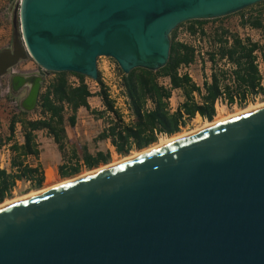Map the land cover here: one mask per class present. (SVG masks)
I'll return each instance as SVG.
<instances>
[{
  "label": "water",
  "instance_id": "95a60500",
  "mask_svg": "<svg viewBox=\"0 0 264 264\" xmlns=\"http://www.w3.org/2000/svg\"><path fill=\"white\" fill-rule=\"evenodd\" d=\"M262 1L20 0L0 77L27 57L93 80L101 56L155 71L179 24ZM40 80L11 77L23 111ZM0 264H264V107L1 208Z\"/></svg>",
  "mask_w": 264,
  "mask_h": 264
},
{
  "label": "trees",
  "instance_id": "16d2710c",
  "mask_svg": "<svg viewBox=\"0 0 264 264\" xmlns=\"http://www.w3.org/2000/svg\"><path fill=\"white\" fill-rule=\"evenodd\" d=\"M264 5V1L257 5ZM264 8L249 14L241 21V25H248L262 31L263 42L261 45L251 42L249 39L241 40L236 33L227 28L218 27L211 35L212 49L208 52L209 60L214 63L215 57L226 56L236 65L233 71L234 86H228L225 81L224 71H216L211 74V81L203 82L202 89L197 86L187 75L178 76L177 69L181 64L192 62L194 57L193 49L189 46L174 41L175 31L170 34V49L166 64L155 71L144 68H134L128 74H124L120 68L122 78L121 85L127 97V106L131 120L124 122L121 113L114 108V102L109 98L107 88L100 81L98 74L100 97L105 110L112 115L107 127L96 136L95 141L108 139L114 147V151L121 157L128 156L131 151H140L158 143L161 136L170 137L179 133L186 122L196 115L207 121H211L215 114V102L222 93L228 102L233 103L234 96L240 100L239 107H243L246 95H260L264 99V86L262 77L254 65V51H264V25L262 14ZM236 13H240L236 12ZM234 13V14H236ZM232 15V14H231ZM225 16V17H229ZM243 16V15H242ZM224 18V17H222ZM218 20V18L213 19ZM206 20H190L192 24L199 26ZM231 38V44H227V38ZM217 45V46H216ZM55 79L49 88L38 97L37 106L40 109L42 118L25 119L27 112L19 109L17 114L11 115L8 124L9 133H14L16 124H20L21 140L10 145L11 168L9 171L0 170V203L11 198L12 188L16 181L31 183V188L40 189L44 182V173L38 166L24 164L26 157L37 158L39 151L34 143L33 132L46 130L52 138L60 153H64L65 145L68 143L65 125L73 127L76 122V113L80 107L88 108V98L91 96L84 78L86 76L70 72H54ZM78 78L79 84L71 86L68 83V75ZM159 77L169 78L170 88H165L158 83ZM179 89L183 100L177 105L174 111L168 109V102L172 90ZM196 95L199 100L195 98ZM150 108H146L147 103ZM66 110L70 113L66 116ZM8 140H12L8 137ZM1 142V140H0ZM75 164L73 166L61 165L58 172L61 177H72L79 174L80 159L87 169L97 168L110 162L108 151H97L91 154L86 148H81V155L78 157L71 153Z\"/></svg>",
  "mask_w": 264,
  "mask_h": 264
},
{
  "label": "built area",
  "instance_id": "2783aa9c",
  "mask_svg": "<svg viewBox=\"0 0 264 264\" xmlns=\"http://www.w3.org/2000/svg\"><path fill=\"white\" fill-rule=\"evenodd\" d=\"M19 2L20 0L18 1V4ZM247 16L248 15L241 16L239 19V22L246 19ZM213 21L214 23H212ZM215 21L217 20L207 19L206 21L202 23L201 26H199L198 24H192L193 31H191L190 29L191 25L185 22L179 24L174 29L175 31L174 41L179 44L189 46L190 48L193 49V52H194V57H193L192 62L188 64H181L179 68L177 69V75L182 76V75L187 74L190 78H192L193 69L197 68L198 70H201L203 72V82L209 83L211 81V74L213 72L222 70L226 74V77H225L226 79L223 83H226L228 86L231 87V86H234V82H235L233 71L236 69V65L232 61H230L226 56L222 58L216 56L214 63H212L208 58V52L211 51L213 47L211 43V35L215 29H217L218 27H222V26L217 25ZM262 23L264 25V12L262 14ZM210 29L212 30V32L209 31ZM236 34L241 40L249 39L251 42H255L259 45H261L263 42L262 31L259 29H254L248 25L243 26L242 29ZM227 44L228 45L231 44V38L229 37L227 38ZM263 52L264 51L257 49L253 53L255 56L254 65L257 67L258 72L260 74L262 70H264ZM96 63H97L98 74L100 75V81L107 88V93H108L109 98L113 102H116L118 100L124 101L128 109L127 97L121 85L122 74L116 62L110 57L101 56L97 58ZM15 67L16 66L9 68L7 71V74L0 77V85H1V79L7 78V84L5 88L6 94L9 92V82H10L11 77L19 73V71H17ZM24 71L25 72L33 71L34 74L41 76L39 95L41 93H44L54 81V72L47 71L41 68L40 66H38L37 69H34V70L24 69ZM105 73H108L109 76L107 77ZM106 79L111 80L110 82H112L113 84L111 86L110 84H107ZM68 83L71 86H76L79 84V80L76 76L72 75V78L68 79ZM84 83L86 84L91 96L99 92V82L97 80H93L91 78L85 77ZM158 83L164 86L165 88H170L169 78L167 77H159ZM200 88L202 89V85ZM174 90H179V89H174ZM194 96L197 100H199L196 95ZM249 98H254V96L250 94L246 95L243 104H245ZM239 103H240L239 98L234 96L233 103L230 104L226 96L224 95V93H222L221 96L216 100L215 107L218 104L222 106H227V105H239ZM11 104H12V115L17 114L19 112L18 103L15 100H13ZM146 108H150L149 102L147 103ZM175 108L176 107L173 106V104L171 103V100L169 99V102H168L169 111L172 112L175 110ZM34 111H35V115L31 117L27 115L26 119L34 120V119H39L43 117L37 105ZM16 130L20 132L19 123L16 124ZM20 135H21V132H20ZM13 142L15 141L1 140L0 142V170L9 171L11 168L10 145ZM78 164H80V162Z\"/></svg>",
  "mask_w": 264,
  "mask_h": 264
},
{
  "label": "rangeland",
  "instance_id": "374dc122",
  "mask_svg": "<svg viewBox=\"0 0 264 264\" xmlns=\"http://www.w3.org/2000/svg\"><path fill=\"white\" fill-rule=\"evenodd\" d=\"M18 1L19 0H0V50L11 47V40H12V35H13L12 17H13V13H14L15 8L18 6ZM262 8H264V5L255 4V5L250 6L244 10H241V14H239V13L232 14L229 17H224V19L222 18L223 20H219L221 18H218V20L215 22L217 25L222 26L224 28H227L232 33H238L243 27L241 25V22H239L240 17L242 15H249V14L256 12ZM212 23H214V21ZM209 31L212 32L211 29ZM16 35L18 36L19 40H21V38H20V26H19L18 21L16 22ZM101 60H103V59H101ZM37 67H38V65L30 57H27L25 60L20 61L16 65L15 68L17 71H19L18 74L24 75V74H28V72H29V71L25 72L24 69L33 70V69H37ZM105 75L107 77L109 76L108 73H105ZM261 77H262V85L264 86V70H262V72H261ZM106 80H107V84H110V86L113 84L112 82H110L111 80H109V79H106ZM6 84H7V78L1 79V85H0V140L7 141L6 139H8V137H10L12 139V141H22L20 132L18 130H16V128H15L14 133H12V135L9 133L8 124H9V119L12 115V104H11V102L13 100H15L19 105V109H21L20 101L24 97L25 94L24 93L13 94L11 91V88H10V82H9V92L6 94L5 93ZM95 101L96 100H94V99H90L91 104H95ZM263 101H264V99L261 98L260 95H257V96H254V98H249L248 101L243 105L242 108L246 107L249 104H254V103L263 102ZM171 103L173 104L174 107H176V105L178 103V99L176 96H174L171 99ZM217 107L218 108L221 107L224 110V114H229V113H232L238 109H242L238 105L222 106V105L218 104L215 107L216 113H217ZM35 108H34V110H35ZM34 110H32L33 112H31V111L27 112L26 117H27V115H29L30 117L35 115ZM83 116H85V115L83 114ZM26 117H25V119H26ZM206 121L207 120H204L199 115H196L193 119L186 122L185 127H183L180 132L194 129V128L202 125ZM99 130H100V128L98 125H92V127L90 128V131L85 136H82L81 139L77 141V144L80 147L81 146L86 147L91 154H94L97 150H102L104 152L108 151L110 153V156H111L110 161L113 159H116V158H121V156L116 154V152L114 151V148H112L109 143L99 141V140L95 141L96 136L99 133ZM164 137L165 136H161L160 138H164ZM41 140H42V142H40V145H43V143L46 144L45 139H41ZM40 151L42 152L41 164H40L42 166H40L41 167L40 169L43 173H45L44 174V182L42 184V187L45 184L46 185L48 184L46 182V174L49 171L52 172L54 175V179L51 183L60 182L64 179L73 178V177H75V176H77L83 172L88 171L83 166V163L80 159L78 160V162H80V164H79L80 172H79V174L74 175L72 177H66V178L61 177L59 172H58V169H56V168H54L52 170V168L48 167L46 169V171H43V168L47 166V163H50V165H56L58 162H61V163L63 162L66 166H73L75 164V161H74V159H72L70 150H68L67 148L64 150V153H60L56 148H52L47 153H43V148H40ZM80 151H81V149H79L78 154H76L78 157H80V155H81ZM135 152H138V151L134 150V151H131L130 153L133 154ZM30 163L34 164L35 160H32ZM101 165H99V166H101ZM35 190H37V189L31 188V183L23 182V181H16L14 187L12 188L11 198L19 197V196H22L24 194L30 193L32 191H35ZM11 198H9V199H11ZM5 200H7V199H5Z\"/></svg>",
  "mask_w": 264,
  "mask_h": 264
},
{
  "label": "crops",
  "instance_id": "0c3cea01",
  "mask_svg": "<svg viewBox=\"0 0 264 264\" xmlns=\"http://www.w3.org/2000/svg\"><path fill=\"white\" fill-rule=\"evenodd\" d=\"M223 19L221 18L219 20H223ZM263 58H264V52H263ZM29 74H34V73H33V71H29L28 74H24V75H29ZM67 78L68 79L72 78V75L71 74L68 75ZM54 79H55V74H54ZM191 79L197 86L201 87L202 82H203V72L201 70H198L197 68H194ZM174 96H176L178 99V103H177V105H178L183 100V98L181 96V91H179V90L172 91V95H171L170 100ZM90 99L96 100L95 104H91ZM88 105H89L88 108L80 107L78 109V111L76 113V122H75V125L73 127H70L67 124L65 125V131H66V135H67V139H68V143H66L65 149L67 148L68 150H70V153L74 152L75 154H78L79 149L84 147V146L80 147L77 144V141L80 140L82 136H85L90 131V128L92 127V125H98L100 128V130H99V133H100L107 127L108 121L110 119H112V115L105 110V107H104L100 97L97 94L92 95L88 98ZM177 105H176V107H177ZM114 107L121 113L124 122L128 123L131 120L129 110L127 109L124 101L118 100V101L114 102ZM69 113H70V111L66 110V116ZM83 114L85 116H83ZM33 135H34V143L36 145L37 150L39 151V156L37 158L32 157V156L26 157L24 164L30 165L33 167L38 166L39 168H41L40 166H42V165H40V164H41L42 152L40 151V148H43V153H47L52 148L57 149V146L53 142L52 138L47 134L46 130L34 131ZM40 138L45 139L46 144L43 143V145H40V142H42V140ZM20 142H22V141H20ZM103 142L110 144L108 139L103 140ZM111 147L114 148L112 145H111ZM84 148H86V147H84ZM87 151H88V149H87ZM97 151H102V150H97ZM102 152H104V151H102ZM32 160H35L34 164L30 163ZM61 165H65V164L63 162L62 163L58 162L56 165H50V163H47V166L43 168V171H46V169L48 167L52 168V170L54 168L58 169L59 166H61Z\"/></svg>",
  "mask_w": 264,
  "mask_h": 264
},
{
  "label": "bare ground",
  "instance_id": "6f19581e",
  "mask_svg": "<svg viewBox=\"0 0 264 264\" xmlns=\"http://www.w3.org/2000/svg\"><path fill=\"white\" fill-rule=\"evenodd\" d=\"M264 107V101L263 102H257V103H254V104H249L247 105L246 107L242 108V109H238L232 113H229V114H224V110L221 108V107H217V113L215 114L214 118L211 120V121H206L205 123H203L202 125L194 128V129H191V130H186V131H182V132H179V133H176L170 137H164V138H160L158 143H156L155 145L153 146H150L148 148H145L143 150H140L138 152H135L133 154H130L128 156H125V157H121V158H116V159H113L111 160L109 163L105 164V165H101L97 168H94V169H91V170H88L86 172H83L73 178H69V179H64L60 182H53V179H54V175L52 172H47L46 174V182L48 183L47 185L45 184L42 188L40 189H37L35 191H32L30 193H27V194H24L22 196H19V197H14V198H11V199H7V200H4L2 203H0V209L5 207V206H8V205H12V204H15L19 201H22V200H25V199H29V198H32V197H35L37 195H40V194H43L45 192H48L52 189H55V188H58V187H61L63 185H66L68 183H71V182H74V181H77L79 179H82V178H85L89 175H93V174H96V173H99L101 171H104V170H107V169H110V168H113L115 166H118L122 163H125V162H128L130 160H133V159H136L140 156H143L149 152H152L154 150H157L161 147H164V146H167L169 144H172L174 142H177L181 139H184V138H187L191 135H194L196 133H199L203 130H206L210 127H214L216 125H220L221 123H224L225 121L227 120H230V119H233V118H236L238 116H241L243 114H246L250 111H253L255 109H259V108H263Z\"/></svg>",
  "mask_w": 264,
  "mask_h": 264
},
{
  "label": "flooded vegetation",
  "instance_id": "af4514ba",
  "mask_svg": "<svg viewBox=\"0 0 264 264\" xmlns=\"http://www.w3.org/2000/svg\"><path fill=\"white\" fill-rule=\"evenodd\" d=\"M10 88H11V86H10ZM11 91H12L13 94H20V93H24L25 94L27 89L26 88H23L22 90L21 89H18V90H12L11 89Z\"/></svg>",
  "mask_w": 264,
  "mask_h": 264
}]
</instances>
